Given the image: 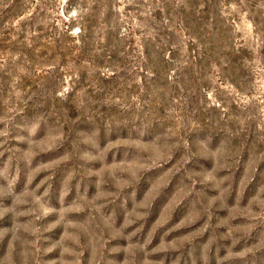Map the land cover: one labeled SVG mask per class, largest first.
I'll return each instance as SVG.
<instances>
[{
    "label": "rangeland",
    "instance_id": "374dc122",
    "mask_svg": "<svg viewBox=\"0 0 264 264\" xmlns=\"http://www.w3.org/2000/svg\"><path fill=\"white\" fill-rule=\"evenodd\" d=\"M0 264H264V0H0Z\"/></svg>",
    "mask_w": 264,
    "mask_h": 264
}]
</instances>
